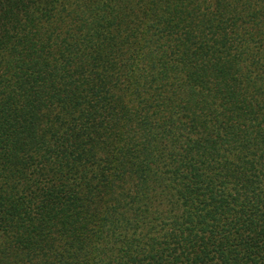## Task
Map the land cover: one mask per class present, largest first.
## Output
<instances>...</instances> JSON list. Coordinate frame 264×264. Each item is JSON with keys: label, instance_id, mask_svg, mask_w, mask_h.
Masks as SVG:
<instances>
[{"label": "trees", "instance_id": "1", "mask_svg": "<svg viewBox=\"0 0 264 264\" xmlns=\"http://www.w3.org/2000/svg\"><path fill=\"white\" fill-rule=\"evenodd\" d=\"M0 264H264V0H0Z\"/></svg>", "mask_w": 264, "mask_h": 264}]
</instances>
